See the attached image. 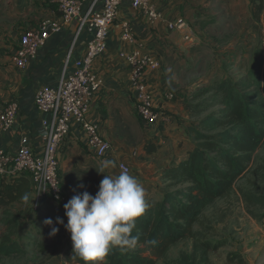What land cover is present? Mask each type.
<instances>
[{
	"label": "crops",
	"instance_id": "1",
	"mask_svg": "<svg viewBox=\"0 0 264 264\" xmlns=\"http://www.w3.org/2000/svg\"><path fill=\"white\" fill-rule=\"evenodd\" d=\"M150 3L160 14L154 21L139 8L128 2L122 3L117 18L109 27L105 50L91 64L92 73L102 85L90 103L86 117L98 124L100 134L111 143V150L104 157L96 158L86 144L85 132L77 123H71L58 156V174L66 195L65 202L46 195L35 204L33 183L28 175H0L4 184L23 188L16 197L12 192L0 196V221L11 220L15 230L18 225L17 233L8 234L5 230L7 221L2 223L0 240L3 235H9L11 241L18 243L23 236L36 235L43 237L44 244L34 240V249L18 244L24 251H38L43 246L49 251L67 250L72 245L70 233L63 225H55L59 231L50 237V226L45 225L44 220L52 218L55 224V218L59 216L66 223L63 205L83 191L95 195L104 174H118L120 163L129 167V174L135 176L145 188V194L150 195L152 191L147 182L155 185L161 170L176 158V161L183 158L180 156L192 145L188 132L192 116L184 102H190L187 93L195 86L199 59L215 51L213 34L220 30L222 36L232 35L228 46L236 47L232 53L237 55L239 45L234 46L235 34H229L230 29L239 27L241 30L244 26L241 30L244 36H247L245 29L251 32L259 29V23L250 14L249 0H150ZM58 16L52 0H0V110L9 101L18 103L12 127L0 129V147L9 152L16 150L21 136H27L34 149L41 148L42 120L48 116L35 108L34 94L40 87L56 85L61 75L71 72L75 60L85 53L91 32L83 30L76 36V22L72 21L50 34L25 69L14 66L12 55L20 33L41 19ZM180 20H184L185 27H177ZM125 22L132 29L131 41L121 37ZM187 30L191 33L185 38ZM132 50L148 53L159 62L157 69L144 74L146 85L162 112L161 119L152 125L143 122L135 112V92L129 81V67L120 55ZM167 91H175L176 99L166 98ZM148 143L152 149L149 152L145 149ZM103 160L115 163V167L106 169L104 174L97 172ZM25 194L29 196L27 201ZM33 262L41 264L43 258L40 256Z\"/></svg>",
	"mask_w": 264,
	"mask_h": 264
},
{
	"label": "trees",
	"instance_id": "2",
	"mask_svg": "<svg viewBox=\"0 0 264 264\" xmlns=\"http://www.w3.org/2000/svg\"><path fill=\"white\" fill-rule=\"evenodd\" d=\"M249 2L250 14L264 34V0ZM217 89L222 94L217 106L209 97L184 102L190 116L204 113L188 126L193 144L183 158L161 170V196L145 194L147 207L136 219L132 233L139 237L136 246L113 247L103 264H156L170 246L194 234V225L203 210L229 193L256 163L257 152L264 149V46L255 49L244 75L223 78ZM211 108L215 109L209 111ZM149 145L145 148L148 152L152 150ZM22 191L21 186L4 184L0 179V196L12 192L16 197ZM6 221L12 228L11 220ZM23 252L9 235L1 237L0 255ZM66 256L70 262L83 264L72 255V245L66 250ZM178 264L195 263L182 260Z\"/></svg>",
	"mask_w": 264,
	"mask_h": 264
},
{
	"label": "built area",
	"instance_id": "3",
	"mask_svg": "<svg viewBox=\"0 0 264 264\" xmlns=\"http://www.w3.org/2000/svg\"><path fill=\"white\" fill-rule=\"evenodd\" d=\"M59 12L58 18H44L20 33L12 62L18 69H25L29 60L36 54L51 33L60 31L72 21L76 22L75 35L83 30L91 32L86 41L84 55L76 59L74 68L63 73L56 85L43 86L34 94L35 108L47 119L42 120L44 132L39 150L34 149L27 136H21L14 152L0 147V175L27 174L32 183L37 204L44 196H51L58 202H65L66 195L58 174L59 148L71 130V123H77L86 134V144L93 150L96 158L104 157L111 150V143L99 132L98 124L87 119V109L101 89L99 80L91 71L93 60L106 48V38L110 25L117 18L123 2L139 8L151 21L157 20L159 12L150 0H52ZM178 28L185 27L184 20L177 23ZM191 31L187 30L185 38ZM123 40H133L132 29L127 22L123 24ZM129 67V81L135 92L134 108L138 117L152 125L162 117L151 91L144 80L148 70H155L159 62L152 55L132 50L120 53ZM166 98L176 99L175 91H167ZM18 103L15 100L6 103L0 110V129L7 130L15 122ZM119 168L128 172L124 163ZM58 197V198H57Z\"/></svg>",
	"mask_w": 264,
	"mask_h": 264
},
{
	"label": "rangeland",
	"instance_id": "4",
	"mask_svg": "<svg viewBox=\"0 0 264 264\" xmlns=\"http://www.w3.org/2000/svg\"><path fill=\"white\" fill-rule=\"evenodd\" d=\"M241 30L235 27L229 32V34H235L236 45L234 46L239 45L237 55L232 53L236 47L228 46L232 35L222 36L220 30L216 32V35L213 34L215 38H213L212 46L215 53L210 51L208 57L199 59L200 69L195 77V86L187 93L189 101L196 102L209 97V100L217 106L216 104L222 98L221 92L217 89L221 80L227 77L236 79L246 73L255 49L264 46V34L260 25L258 30L252 32L250 29H245L247 36H244ZM202 92L205 93L195 99V96ZM214 109L211 108L209 111ZM202 115L204 113L192 116L189 122L197 121ZM191 142L193 144V141ZM183 156L184 154L180 157ZM263 174L264 149L257 152L256 163L246 176L239 179L229 193L215 199L203 210L194 225V234L170 246L156 264H178L182 260H189L195 264H264ZM162 182L161 172L155 185L147 182L152 191L150 196L155 198L161 196ZM256 198L259 202L254 201ZM6 220L8 219H1V229ZM10 229L12 233L14 231L17 233L18 225L16 230L14 226L12 228L7 226L5 230L8 234H10ZM22 238L18 243L33 249L36 248L35 241H42V244L45 242L42 236L35 235L29 238L23 236ZM212 246L215 247L211 248ZM46 249L47 247L43 246L38 251L26 250L23 253L9 256L0 255V264H34L33 261L40 256L43 258L41 264H75L69 261L66 250L51 251L50 249L49 251Z\"/></svg>",
	"mask_w": 264,
	"mask_h": 264
},
{
	"label": "clouds",
	"instance_id": "5",
	"mask_svg": "<svg viewBox=\"0 0 264 264\" xmlns=\"http://www.w3.org/2000/svg\"><path fill=\"white\" fill-rule=\"evenodd\" d=\"M114 167L112 160H103L96 171L104 174ZM28 199L25 194L24 200ZM146 207L145 188L135 176L121 169L116 175L104 174L95 195L87 191L73 195L63 205L66 223L57 216L55 224L52 218H46L44 224L50 226V237L59 231L55 225H63L70 233L72 255L83 264H103L113 247L136 246L139 237L132 234L133 229Z\"/></svg>",
	"mask_w": 264,
	"mask_h": 264
}]
</instances>
